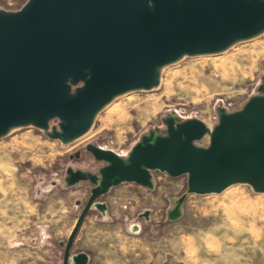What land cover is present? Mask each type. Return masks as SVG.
<instances>
[{
  "label": "water",
  "instance_id": "95a60500",
  "mask_svg": "<svg viewBox=\"0 0 264 264\" xmlns=\"http://www.w3.org/2000/svg\"><path fill=\"white\" fill-rule=\"evenodd\" d=\"M263 33L264 0H28L19 11L0 10V138L32 126L70 144L115 98L158 87L165 66ZM217 112L213 129L168 115L167 129L144 135L127 158L89 144L105 165L100 176L68 171L69 186L90 181L94 187L60 243L62 264H89L87 254L71 253L89 212L107 211L97 200L123 183L154 189V172L187 175V194H220L235 184L264 193V91L241 110ZM207 135L210 145L198 146ZM187 194L170 220L182 217Z\"/></svg>",
  "mask_w": 264,
  "mask_h": 264
},
{
  "label": "rangeland",
  "instance_id": "374dc122",
  "mask_svg": "<svg viewBox=\"0 0 264 264\" xmlns=\"http://www.w3.org/2000/svg\"><path fill=\"white\" fill-rule=\"evenodd\" d=\"M27 2L0 0V10L16 12ZM228 59L234 64H221ZM261 90L264 33L221 53L165 66L158 87L115 98L97 115L91 133L70 144L32 126L13 129L0 138V264L63 263L60 243L68 241L73 230L67 228L94 187L90 181L69 186L67 168L100 176L105 165L87 145L127 158L144 135L167 129L168 115L198 119L213 129L218 108L241 110ZM138 106L146 117H139ZM116 108L128 112L129 122L119 121ZM196 144L208 147L210 136ZM78 151L82 158L71 163L69 155ZM153 176L154 189L123 183L98 199L107 211L89 212L71 254H87L89 264H264V193L235 184L228 195L187 194V175L157 171ZM184 194L183 215L172 221L168 213ZM147 211L148 217L141 216Z\"/></svg>",
  "mask_w": 264,
  "mask_h": 264
},
{
  "label": "bare ground",
  "instance_id": "6f19581e",
  "mask_svg": "<svg viewBox=\"0 0 264 264\" xmlns=\"http://www.w3.org/2000/svg\"><path fill=\"white\" fill-rule=\"evenodd\" d=\"M218 62V61H217ZM221 64H223V65H225V66H228L229 64H234L233 62H232V59H228L227 61H225V62H223V63H221ZM231 65V66H232ZM224 71H225V73H227L228 71H227V69H224ZM147 103H145V105H146ZM149 104V103H148ZM147 104V105H148ZM142 107V106H141ZM141 107H137V111H138V115H139V117L140 118H143V117H146L147 116V114H146V112L141 108ZM115 108V107H114ZM116 114H118L119 115V121L120 122H125V123H127V122H129V119H128V112L126 113V112H123V111H121V108H120V110H118L117 108H116ZM91 133V130H89L83 137H85V136H87V135H89ZM231 187V186H230ZM230 187H228L226 190H224L223 192L225 193V194H227L228 195V193H230V190L231 189H229ZM224 194V195H225ZM134 229L135 230H138V226H135L134 227Z\"/></svg>",
  "mask_w": 264,
  "mask_h": 264
},
{
  "label": "flooded vegetation",
  "instance_id": "af4514ba",
  "mask_svg": "<svg viewBox=\"0 0 264 264\" xmlns=\"http://www.w3.org/2000/svg\"><path fill=\"white\" fill-rule=\"evenodd\" d=\"M262 91V90H261ZM263 92V91H262ZM95 145H97V144H95ZM88 146V145H87ZM87 146H86V151L92 156V157H94L93 155H92V153L91 152H89L88 150H87ZM98 146V145H97ZM101 148V147H100ZM82 158V151H78V152H76L75 153V155H73V154H70L69 155V159H70V162L71 163H73V160H80ZM73 170V168H72V166L71 165H69L68 166V168H67V173H68V171L69 170ZM79 170V169H78ZM77 171V170H76ZM68 175V174H67ZM93 189V188H92ZM91 196V195H90ZM89 199V198H88Z\"/></svg>",
  "mask_w": 264,
  "mask_h": 264
},
{
  "label": "crops",
  "instance_id": "0c3cea01",
  "mask_svg": "<svg viewBox=\"0 0 264 264\" xmlns=\"http://www.w3.org/2000/svg\"><path fill=\"white\" fill-rule=\"evenodd\" d=\"M77 223V218H76V220L74 221V224L73 225H71V226H69V228H67L68 230L67 231H70L69 233H71V231L73 230V228H74V226H75V224ZM63 227V226H62ZM64 227H66V226H64ZM68 227V226H67ZM13 240L14 239H11L10 241H12L13 242ZM77 240V239H76ZM61 242V241H60ZM59 242V243H60ZM75 244H76V241H75ZM75 244H74V246H75ZM72 251H73V248H72Z\"/></svg>",
  "mask_w": 264,
  "mask_h": 264
}]
</instances>
